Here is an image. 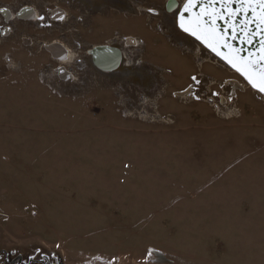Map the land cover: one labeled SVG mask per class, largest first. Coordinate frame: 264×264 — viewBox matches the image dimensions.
<instances>
[{
  "label": "rangeland",
  "instance_id": "1",
  "mask_svg": "<svg viewBox=\"0 0 264 264\" xmlns=\"http://www.w3.org/2000/svg\"><path fill=\"white\" fill-rule=\"evenodd\" d=\"M127 7L86 6L85 26L67 24L78 37L0 38V248L61 264H264L263 95L228 67H199L197 42L156 33L149 6ZM114 35L142 42L130 51L145 48L144 64L78 65ZM51 42L67 62L50 59ZM228 80L249 88H235L240 113L224 119L205 100L228 94ZM139 97L153 119L135 112Z\"/></svg>",
  "mask_w": 264,
  "mask_h": 264
},
{
  "label": "flooded vegetation",
  "instance_id": "2",
  "mask_svg": "<svg viewBox=\"0 0 264 264\" xmlns=\"http://www.w3.org/2000/svg\"><path fill=\"white\" fill-rule=\"evenodd\" d=\"M15 1H13L14 3L12 5L2 3L0 4V38H5L6 42L14 39H20V42L23 43L24 46L32 48L36 42V34H40L43 32L48 35L50 34V36L56 34L55 36L63 39H67L68 37L72 36L78 37V30L67 29V24L75 20V24H79V26H85L83 24L85 21V15L93 16L92 14H96L97 16H103L104 14H109L113 10L118 13H123V11L117 9L115 10L113 9V7L126 9L128 8L127 6H149L146 8L143 7L147 13V22L153 25L154 31L156 33L170 36L171 33L181 32L177 26V10L186 0H154L155 3L152 4L149 3L148 0ZM159 1L161 2L158 3ZM170 1L176 3L177 8L174 9L173 12L168 13L167 3H169ZM93 5L96 8L91 9V14L88 11L89 8H86V6L91 7ZM150 8H154L155 12L150 13L148 11ZM21 12L28 13V18H19L18 14ZM30 13H32V15ZM40 16H44L45 21L42 24H37V26L39 27L37 28L36 25L32 23V21L38 22L37 20ZM61 16H63V19H60ZM54 24L56 25L54 26ZM60 29L62 31H60ZM184 35L186 38L192 39L190 36L186 34ZM134 40L137 39L133 38L132 36L114 35L112 38H109L104 44H101L105 46L115 47L121 52V62L119 68L113 72L118 71L121 66H124L123 49L125 47L134 48L133 44H131V42ZM139 43L140 46H142V42L139 41ZM92 47L87 49L83 54L79 49V52L82 54V58H79L82 68L86 67L90 69V66L94 67L91 56L89 55V51ZM136 52L138 54V51ZM89 60H91V63ZM55 257V255L43 252L40 249H35L34 252L28 253L26 251L19 250V248H0V264H61V262Z\"/></svg>",
  "mask_w": 264,
  "mask_h": 264
},
{
  "label": "snow or ice",
  "instance_id": "3",
  "mask_svg": "<svg viewBox=\"0 0 264 264\" xmlns=\"http://www.w3.org/2000/svg\"><path fill=\"white\" fill-rule=\"evenodd\" d=\"M218 2L219 8L216 7ZM234 3L237 4L235 8L232 6ZM198 6L200 11L194 12ZM148 11L155 12L154 8ZM218 20L225 22L223 31ZM178 23L185 33L225 60L253 89L264 93V0H204L203 3L201 0H186L179 9ZM252 25L255 27H250ZM238 33L242 44L251 45L258 40V49L241 55L245 49L234 48L230 43ZM221 49H227V54ZM192 79L196 80V77Z\"/></svg>",
  "mask_w": 264,
  "mask_h": 264
},
{
  "label": "water",
  "instance_id": "4",
  "mask_svg": "<svg viewBox=\"0 0 264 264\" xmlns=\"http://www.w3.org/2000/svg\"><path fill=\"white\" fill-rule=\"evenodd\" d=\"M203 2H204V0H201V3H203ZM169 4H171L172 7L171 8L167 7V12L171 13V12L174 11V9L177 8V4L172 2V1L167 3V5H169ZM183 4L177 10V26L180 29V31L183 32L184 34L190 36L193 40H195L200 45H202L204 48H206L208 51H210L217 59H219L222 63H224L229 69H231L232 71L237 73L248 84V82L244 79V77L241 76L238 72H236L235 69H233L230 65H228L225 60L221 59L220 56H217L214 52H212L209 48H207L199 40H197L195 37L191 36L189 33H185L179 27V23H178L179 9L182 8ZM219 6H220V4L218 2L216 4V7L219 8ZM232 6H233V8H235V7H237V4L234 3ZM193 11L194 12H199L200 11L199 6L197 8H195V9H193ZM30 14L32 15V13H30ZM18 17L22 18V19L28 18V13L21 12V13L18 14ZM238 19H239V17H238ZM217 23L220 25V30L223 31V29L226 27L225 22L222 21V20H218ZM250 27L254 28L255 26L252 25ZM228 35L231 36V31H229ZM230 43L232 44V46L234 48H243V49H245V51L242 52L241 55H247L249 51H256L258 49V40H254L251 45L242 44L239 33L237 34V38L235 40H230ZM131 44H133V41L131 42ZM44 49L46 51H48L50 54H52L53 58H55L56 60H62L65 57V50L62 48V46L60 44H57V43L47 44V45L44 46ZM221 51L223 53L227 54V49H221ZM89 55L91 56L93 66L97 70H99L100 72H103V73H110V72H113V71L117 70L119 68V65H120V62H121V52L119 51V49H117L115 47H110V46H105V45L94 46L89 51ZM58 72H59V76L62 79H66L67 80V79L70 78V75L67 74L63 68H58ZM253 90L256 91V92H259V91L255 90V89H253ZM187 93H188V90H185V91L179 93V96L185 95ZM260 94H262L264 96V93H260Z\"/></svg>",
  "mask_w": 264,
  "mask_h": 264
},
{
  "label": "built area",
  "instance_id": "5",
  "mask_svg": "<svg viewBox=\"0 0 264 264\" xmlns=\"http://www.w3.org/2000/svg\"><path fill=\"white\" fill-rule=\"evenodd\" d=\"M44 18H45L44 16H40V17H38V20H37L38 22H33L32 21V23L42 24L45 21ZM55 25L56 24H54V26ZM133 47L134 48L141 47L138 40H134ZM175 47L177 49H180V50L182 49V51H184L186 49V47H184V44L182 42H176L175 43ZM201 48H202V46L196 45V47L192 51L189 50L192 53V55L194 56V59L196 60L195 61L196 64L199 66L202 63V62L199 61L198 56L202 60H206L205 58L203 59L202 57H200V56H203V54H204L203 52H205V55H207L208 58L214 59V62H215L216 58L209 51H207L206 49H201ZM130 50H133V48L125 47L123 49V53H124V60H123L124 66L125 67H130V66L134 65V63H137L139 65L144 64V61L142 60L143 59L142 50H139L138 57H136V56L134 57ZM66 51H67V54H69L71 52L69 49H67ZM201 51H203V52H201ZM128 52L130 54L129 56L127 55ZM78 65L79 66H82L80 59H79ZM199 67H202V65L199 66ZM66 73L70 75V79L72 78L74 80V76L72 75L71 72H69L68 70H66ZM160 73H162V72H160ZM225 83H228V82L226 81ZM225 83H224V85H226ZM212 84L214 85L215 83L212 82ZM224 85L219 84V86H222L220 88V90H222V91L224 90V88L226 87ZM143 99H144V97H139L138 98L139 102H137V104L138 105H142L143 104L144 107H142L140 109H137L138 111H135V112H137V114L139 116L149 117L150 119H153L154 115H150V113L148 112V107L151 108V105L150 106H147L146 105L147 100H143ZM235 99H236V96H234V93H232V90H231V91L228 92V94H225V96L224 95H218V94L216 95V94H214L211 97H207L206 100H205V102L208 103V105L213 108V111L215 113L220 114L221 116H223L224 119H229V118H233V117L238 116L239 113H240L239 110H238V108L236 107V105L234 103V100ZM131 107H133V106L131 105Z\"/></svg>",
  "mask_w": 264,
  "mask_h": 264
},
{
  "label": "bare ground",
  "instance_id": "6",
  "mask_svg": "<svg viewBox=\"0 0 264 264\" xmlns=\"http://www.w3.org/2000/svg\"><path fill=\"white\" fill-rule=\"evenodd\" d=\"M197 47H198V46H197ZM67 55L70 56V53H69V54H66L65 59L63 58L61 61H60V60H57V61H60V62H58V63H62V61L67 62V60L69 59ZM197 56H198V55H197ZM198 59H199L200 62H202L199 66L203 65L204 62L209 61V63H211L212 65H214V66H216V67L225 68L224 65H223V63H221V62H220L219 60H217V59L215 60V62H212L211 60H202V59L199 58V57H198ZM110 73H112V72H110ZM228 82H229V84H230V86H231V90H232V93H234V96H236V89H235V88H239L241 92L247 91V89L249 88V87H246L244 84H242V83H240V82H235V81H232V80H228ZM245 88H247V89H245ZM260 96H261V95H260ZM262 97H264V96H262Z\"/></svg>",
  "mask_w": 264,
  "mask_h": 264
},
{
  "label": "crops",
  "instance_id": "7",
  "mask_svg": "<svg viewBox=\"0 0 264 264\" xmlns=\"http://www.w3.org/2000/svg\"><path fill=\"white\" fill-rule=\"evenodd\" d=\"M113 9H117V10H120V11H123V13L122 14H126L125 12H127L126 10L127 9H124V8H119V7H116V8H114L113 7ZM111 13V12H110ZM151 17V16H150ZM150 19V18H149ZM167 38H169V39H171V38H173V35L171 36H168V35H165ZM4 40H6L5 38H4ZM7 42H9V41H7ZM6 42V43H7ZM21 43V42H20ZM22 44V46L24 47V44L23 43H21ZM46 45V44H45ZM144 47V46H143ZM173 48H175L174 46H172ZM45 50V49H44ZM46 51V50H45ZM47 53H48V56L50 57V59H55V58H53V56H52V54H50L48 51H46ZM142 53L145 55V48H144V50H142ZM66 55V54H65ZM65 58V57H64ZM147 62V61H146ZM148 63V62H147Z\"/></svg>",
  "mask_w": 264,
  "mask_h": 264
}]
</instances>
